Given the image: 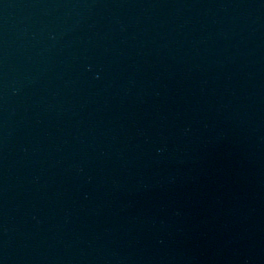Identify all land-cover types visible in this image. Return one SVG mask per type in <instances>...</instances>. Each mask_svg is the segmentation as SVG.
Wrapping results in <instances>:
<instances>
[{"label":"water","instance_id":"water-1","mask_svg":"<svg viewBox=\"0 0 264 264\" xmlns=\"http://www.w3.org/2000/svg\"><path fill=\"white\" fill-rule=\"evenodd\" d=\"M0 264H264V0H0Z\"/></svg>","mask_w":264,"mask_h":264}]
</instances>
